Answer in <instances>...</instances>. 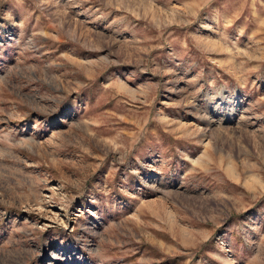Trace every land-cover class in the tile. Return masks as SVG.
Listing matches in <instances>:
<instances>
[{
	"label": "rangeland",
	"instance_id": "rangeland-1",
	"mask_svg": "<svg viewBox=\"0 0 264 264\" xmlns=\"http://www.w3.org/2000/svg\"><path fill=\"white\" fill-rule=\"evenodd\" d=\"M0 264H264V0H0Z\"/></svg>",
	"mask_w": 264,
	"mask_h": 264
}]
</instances>
